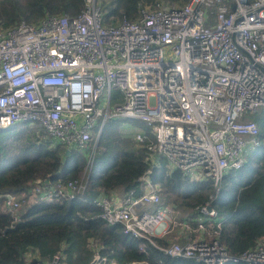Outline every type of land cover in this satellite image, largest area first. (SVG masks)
I'll use <instances>...</instances> for the list:
<instances>
[{
  "label": "built area",
  "instance_id": "built-area-1",
  "mask_svg": "<svg viewBox=\"0 0 264 264\" xmlns=\"http://www.w3.org/2000/svg\"><path fill=\"white\" fill-rule=\"evenodd\" d=\"M231 2H139L136 17L104 23L100 1L84 0L75 15L0 26V127L37 122L68 146L92 142L93 151L107 120H140L152 136V166L156 155L163 157L169 170L210 179L218 189L224 174L259 144L249 115L264 107V0ZM113 90L119 100L112 99ZM148 136L142 129L134 134L137 141ZM147 172L139 177L138 195L119 188L96 197L105 221L154 244L153 237L173 226L178 239L159 246L170 255L204 264H264V234L239 256L229 255L211 201L197 207L194 219L181 208L154 205L159 188ZM86 181V170L53 183L38 178L26 200L73 198ZM17 206L5 193V208ZM27 264L68 262L59 250L45 259L33 255ZM87 264L119 263L95 251Z\"/></svg>",
  "mask_w": 264,
  "mask_h": 264
},
{
  "label": "trees",
  "instance_id": "trees-1",
  "mask_svg": "<svg viewBox=\"0 0 264 264\" xmlns=\"http://www.w3.org/2000/svg\"><path fill=\"white\" fill-rule=\"evenodd\" d=\"M159 0H101L104 23L125 16L136 17L138 3ZM170 7L188 0H162ZM232 4L231 0H224ZM84 0H0V26L10 27L24 20L37 23L46 14H77ZM207 9V16H211ZM112 99L120 93L112 91ZM249 118L258 126L259 144L245 152L238 168H230L216 189L210 179H191L181 169L169 170L159 157L151 165L147 144L151 139L148 126L140 120L112 118L102 128L98 144L68 146L58 141L37 122L19 121L0 127V264H27L26 253L41 259L61 250L68 264H87L95 251L119 264H204L194 258L170 255L159 246L169 237H153L155 244L125 232L122 224L109 223L101 216L96 197L114 190H133L140 194L139 177L148 173L158 186L160 198L154 205H172L194 219L198 206L211 201L217 217L222 218L219 238L231 256H239L264 234V107ZM134 121L137 130L148 138L137 141L133 132L121 124ZM68 149V151H67ZM67 151V152H66ZM86 170L85 189L73 198L27 201L34 181L50 182L77 179ZM5 193L18 206L5 208ZM225 264H245L229 260Z\"/></svg>",
  "mask_w": 264,
  "mask_h": 264
},
{
  "label": "rangeland",
  "instance_id": "rangeland-1",
  "mask_svg": "<svg viewBox=\"0 0 264 264\" xmlns=\"http://www.w3.org/2000/svg\"><path fill=\"white\" fill-rule=\"evenodd\" d=\"M99 1L101 2V0H97V2H98V4H99ZM129 119H131V118H129ZM121 124L123 125V126H125L127 129H129V130H131V132H133V133H135L136 131H138L137 130V125H136V123L134 122V121H130V120H126V119H124V120H122V122H121ZM170 227V228H169ZM168 228H169V232H166L165 234L169 237V238H171L172 239V241L173 240H177L178 238L177 237H175L173 234H174V227L173 226H168ZM33 256V254H31L29 251L26 253V258L27 259H29L30 257H32Z\"/></svg>",
  "mask_w": 264,
  "mask_h": 264
},
{
  "label": "water",
  "instance_id": "water-1",
  "mask_svg": "<svg viewBox=\"0 0 264 264\" xmlns=\"http://www.w3.org/2000/svg\"><path fill=\"white\" fill-rule=\"evenodd\" d=\"M99 138H100V137H99ZM67 151H68V149H67ZM67 151H66V152H67ZM158 158H159V156L156 155V159H158Z\"/></svg>",
  "mask_w": 264,
  "mask_h": 264
}]
</instances>
